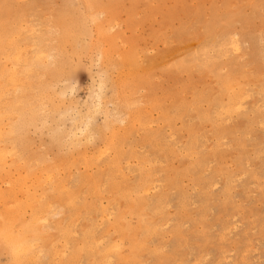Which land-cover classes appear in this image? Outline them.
<instances>
[{
  "label": "rangeland",
  "instance_id": "obj_1",
  "mask_svg": "<svg viewBox=\"0 0 264 264\" xmlns=\"http://www.w3.org/2000/svg\"><path fill=\"white\" fill-rule=\"evenodd\" d=\"M63 24L72 26L74 37L64 33ZM15 32L33 61L28 76L24 62V69L13 65L10 47L1 45ZM0 63V70L23 69L19 75L26 85L14 92L0 77L14 95L4 92L3 105L15 113L3 121L12 124V132L2 144L10 164L0 173V214L19 203L24 219L35 212L46 217L35 254L48 253L19 262L0 246V264H264V0H0ZM47 172L54 177L44 180ZM28 190L42 191L38 201L56 203L54 208L36 199L33 212ZM133 203L141 206V216L130 210ZM122 214L139 239L131 261L124 259L131 255L128 237L115 227Z\"/></svg>",
  "mask_w": 264,
  "mask_h": 264
},
{
  "label": "bare ground",
  "instance_id": "obj_2",
  "mask_svg": "<svg viewBox=\"0 0 264 264\" xmlns=\"http://www.w3.org/2000/svg\"><path fill=\"white\" fill-rule=\"evenodd\" d=\"M85 3V2H84ZM89 18V17H88ZM20 19V18H19ZM23 19V18H22ZM21 21V20H20ZM90 21H92V20H90ZM94 21H96V20H94ZM45 22V21H44ZM231 22V21H230ZM229 22V23H230ZM14 23V22H13ZM22 23H24V22H22ZM95 23V22H94ZM20 24V23H19ZM92 24H93V22H92ZM96 24V23H95ZM24 25V24H23ZM28 27H29V25H27ZM63 26V31H64V33H68V34H70V35H72V37H74V33H73V29L71 28L72 26L71 25H68V24H63L62 25ZM18 27V26H17ZM19 27H20V25H19ZM18 27V28H19ZM94 27V26H93ZM17 29V28H16ZM23 29V28H22ZM29 29V28H28ZM42 29V28H41ZM227 29V28H226ZM262 29V28H261ZM19 30V29H18ZM24 30V29H23ZM30 30H31V34H32V29L30 28ZM34 30V29H33ZM39 30V29H38ZM14 31V30H13ZM20 31V30H19ZM25 31H27V30H25ZM35 31V30H34ZM33 31V32H34ZM223 31V30H222ZM21 32V31H20ZM24 32V31H23ZM28 32H30L29 30H28ZM9 33V32H8ZM10 33H12V32H10ZM16 34H17V32H15ZM34 33H36V32H34ZM38 33V32H37ZM230 33H232V32H230ZM230 33H229V35H230ZM234 33V32H233ZM12 34H14V32L12 33ZM12 34H10V35H12ZM24 35H25V32L23 33ZM26 34H27V32H26ZM208 34V33H207ZM227 34V33H226ZM10 35H8V36H10ZM18 35L19 36H21L20 35V33L19 34H17L16 36H10V37H6V38H3L2 39V41H1V45L3 44V42L7 45V46H9L10 47V53L7 55L8 56V58L9 59H11L12 60V63H13V65H15L16 67L18 66V65H20L19 63L21 62V63H23L24 62V64H25V66H26V71L25 72H27L28 74H27V76L29 75V74H31V73H33V71L31 70L32 68H30V66L31 67H33L34 65H32L33 64V61H32V64L29 62V60H27L26 58H29V56L28 57H25L24 56V54H23V49H21L20 47L21 46H19L18 45V42H17V40H16V37H18ZM34 35V34H33ZM210 35V34H209ZM212 35V34H211ZM233 35V34H232ZM7 36V35H6ZM27 36H28V34H27ZM30 37H31V35H29ZM206 36V35H205ZM224 36V35H223ZM227 37H228V35H226ZM231 36V35H230ZM23 37H25V36H22V38ZM36 38V36L34 35L33 36V38ZM209 37V36H208ZM227 37H226V40H224V42L226 41L227 42ZM233 37V36H232ZM236 37V36H235ZM239 37V35L237 36V38ZM19 38V37H18ZM27 38V37H26ZM38 38V37H37ZM203 38V37H202ZM212 40H213V37H210ZM210 38H209V40H210ZM224 39V37H221V39ZM237 38H233V39H237ZM20 39V41H21V37L19 38ZM19 39H18V41H19ZM208 39V38H207ZM220 39V40H221ZM230 39H231V37H230ZM232 39V40H233ZM241 39V38H240ZM23 40V39H22ZM28 40H30V39H28ZM39 40V39H38ZM201 40V39H200ZM209 40H208V43L207 44H209L210 42H209ZM232 40H230L231 42H233ZM238 40V39H237ZM206 41V40H205ZM219 41V40H218ZM229 41V40H228ZM28 42H30V41H28ZM39 42V41H38ZM38 42H36V43H38ZM42 42V41H41ZM40 42V43H41ZM45 42V41H44ZM53 42H55V41H53ZM221 42V41H220ZM223 42V41H222ZM236 42V41H235ZM27 43V42H26ZM35 43V44H36ZM46 43V42H45ZM206 43V42H205ZM212 43V42H211ZM229 42H227V44H228ZM20 44V43H19ZM32 44V43H31ZM35 44H32V45H35ZM39 44V43H38ZM37 44V45H38ZM224 44V43H223ZM230 44V43H229ZM234 44V43H233ZM255 44V43H254ZM21 45H23V44H21ZM30 45V44H29ZM42 45V44H41ZM40 45V46H41ZM203 45H204V43H203ZM202 45V46H203ZM210 45V44H209ZM218 44H216V46H217ZM231 45V44H230ZM239 44H236L235 46H233L235 49H236V52H237V50L239 51V46H238ZM215 46V47H216ZM227 46H229V45H227ZM6 47V46H5ZM22 47H24V46H22ZM30 47V46H29ZM37 47H39V45L37 46ZM210 47V46H209ZM218 47V46H217ZM219 47H221V46H219ZM231 47V46H230ZM232 47V48H233ZM30 48H34L33 46L32 47H30ZM53 48V47H52ZM3 49V48H2ZM35 49H36V47H35ZM34 49V50H35ZM38 49V48H37ZM210 49H215V48H210ZM221 49V48H220ZM25 50H27L26 48L24 49V51ZM40 50V49H39ZM38 50V57H36L38 60V63H40L41 64V62H39V61H41L43 58L42 57H40L41 56V51H39ZM205 50H206V48H205ZM205 50L204 51H202V52H205ZM216 50H219V49H216ZM222 50H224V49H222ZM221 50V51H222ZM240 50H241V48H240ZM29 51V50H28ZM31 51V50H30ZM220 51V50H219ZM221 51H220V53H221ZM3 52V51H2ZM6 52V51H5ZM9 52V51H8ZM33 52H35V51H33ZM209 52H210V50H209ZM223 53H224V51H222ZM240 52V51H239ZM36 53V52H35ZM36 53V54H37ZM51 53H52V51H51ZM192 53V52H191ZM194 53V52H193ZM219 53V52H218ZM228 53V52H227ZM3 54H6V53H3ZM31 54V53H30ZM29 54V55H30ZM36 54H34V55H36ZM43 54H46V53H44V52H42V56H43ZM48 54V53H47ZM200 54H203V53H201L200 52ZM215 54H216V52H215ZM225 54V53H224ZM223 54V55H224ZM33 55V54H32ZM33 55V56H34ZM59 55V54H58ZM212 55V54H211ZM210 55V56H211ZM220 55V54H219ZM47 56V55H46ZM45 56V57H46ZM200 56V55H199ZM199 56H196V57H198L199 58ZM206 56H208V54L206 55ZM209 56V57H210ZM216 56H218V54L216 55ZM225 56H226V54H225ZM3 57H6V56H3ZM3 57H1L2 59H3ZM32 57V56H31ZM44 57V56H43ZM50 57V56H49ZM100 57V56H99ZM98 57V58H99ZM196 57L193 59V62H196V63H198L197 61H194V60H196ZM220 57V56H219ZM224 57V56H223ZM47 58V57H46ZM46 58H45V60H46ZM193 58V57H192ZM32 59H33V57H32ZM55 59V58H54ZM204 59H205V56H204ZM210 59V58H209ZM211 59H212V57H211ZM213 59H215V61L217 60L215 57L213 58ZM48 60H51V59H48ZM198 60V59H197ZM199 60H201V59H199ZM44 61V60H43ZM188 61V60H187ZM204 61H207V60H203V62ZM4 62V61H3ZM2 62V63H3ZM5 62L7 63V61L5 60ZM4 62V63H5ZM11 62V61H10ZM46 62H47V60H46ZM107 62V61H106ZM214 62V61H213ZM217 62V61H216ZM216 62H214L215 64H216ZM9 63V62H8ZM30 63V64H29ZM37 63V62H36ZM109 63V62H108ZM184 63V62H183ZM187 63H189V62H187ZM191 63H192V61H191ZM195 63V65H198V64H196ZM205 63H207V62H205ZM204 63V64H205ZM232 63H233V61H232ZM235 63V62H234ZM1 64V63H0ZM44 63L42 62V65H43ZM185 65H186V63H184ZM211 64V63H210ZM2 65H4V64H2ZM1 65V66H2ZM7 65V64H6ZM5 65V66H6ZM10 65H12V64H10ZM10 65H9V68H10ZM23 64H21L20 66L21 67H23L22 66ZM39 65V64H38ZM53 65V67H54V64H52ZM178 65V64H177ZM188 65V64H187ZM200 65V64H199ZM207 65H209V64H207ZM24 66V67H25ZM182 66V65H181ZM203 66V65H202ZM20 67V68H21ZM24 67H23V69H24ZM39 67V66H38ZM179 67V66H178ZM183 67V66H182ZM182 67H179V68H181V70L182 69H184V68H186V67H184V68H182ZM191 67V65L188 67V68H190ZM208 67V66H207ZM4 68V67H3ZM11 68L12 69H9L8 71L7 70H5V69H1L0 70V77H2V78H4L5 80H3V81H5L6 83H7V85H9L10 87H12V88H14V90L15 89H24L25 88V86L26 85H24V83H23V81L21 80V78H20V75H19V73L21 72V73H23L21 70H23V69H20V71H18V69L17 68H14V66H11ZM19 68V67H18ZM204 68V67H203ZM209 68V67H208ZM180 70V69H179ZM185 70H188L187 68L185 69ZM103 71V70H102ZM110 71V70H109ZM217 71V70H216ZM25 72L23 73V74H25ZM37 72V71H36ZM213 72V71H212ZM219 72V71H218ZM221 73V72H220ZM233 73V72H232ZM231 73V74H232ZM218 74V73H217ZM26 76V75H25ZM24 76V77H25ZM44 76V75H43ZM225 76V78H227L226 77V75H224ZM23 78V77H22ZM233 78V77H232ZM25 79V78H24ZM27 79V78H26ZM25 79V80H26ZM43 79V78H42ZM24 80V81H25ZM28 80V79H27ZM26 80V81H27ZM66 80V79H65ZM237 81H238V79H236ZM61 81V80H60ZM103 81V80H102ZM224 81H225V79H224ZM224 81H223V83H224ZM233 81L235 82V80L233 79ZM233 81H232V79H231V82L233 83ZM236 81V82H237ZM229 83L228 84H231V82L230 81H228ZM235 82V83H236ZM239 82H240V80H239ZM102 83V82H101ZM1 84H3V83H0V173L1 172H3V171H5L6 169H7V167H8V159H10V158H7L8 156H9V150H8V148L6 149V147H5V145H2V144H4V143H6V142H9L10 141V136H9V133L10 132H12V124H7L8 123V121L6 122V124L7 125H9V130L8 129H5L4 127H3V125H2V123L4 124L5 122H3V121H5V119L6 118H8L7 116V114L8 113H10L9 112V107L7 106V105H3L4 104V102H2V100H1V96L3 95V94H5L4 92H7V90L8 89H6V87L3 85V86H1ZM225 84V83H224ZM235 85H237L238 86V84H235ZM234 85V86H235ZM241 85V84H240ZM263 85V84H262ZM120 86V85H119ZM220 86H222V84L220 85ZM226 86V85H225ZM231 86H233V84L231 85ZM233 86V87H234ZM5 87V89H3ZM223 87V86H222ZM222 87H220L221 88V90H222ZM9 88V87H8ZM120 88V87H119ZM224 88V87H223ZM230 88V87H229ZM232 88V87H231ZM230 88V89H231ZM244 88V87H243ZM242 88V89H243ZM230 89L228 90V92L230 91ZM233 89V88H232ZM231 89V90H232ZM5 90V91H4ZM100 90V89H99ZM226 90H227V88H226ZM237 90L239 91V93H240V89H236V92H237ZM244 90V92H245V89H243ZM243 90H241V91H243ZM11 91H13V89L11 90ZM35 91H36V89H35ZM234 91V90H233ZM8 92H10V91H8ZM7 92V93H8ZM14 92H18V91H14ZM13 92V93H14ZM222 92V91H221ZM220 92V93H221ZM224 92L226 93V91H224L223 90V94H224ZM235 92V94H237ZM7 93H6V95H7ZM97 93V92H96ZM234 93V92H233ZM233 93H232V95H233ZM8 94H10V96L12 95V92L11 93H8ZM24 94V93H23ZM16 96H17V94H15ZM19 95V94H18ZM227 95H229L228 93H227ZM226 95V98H228L229 96H227ZM231 95V96H232ZM239 96H240V94H238ZM238 95H237V97H238ZM242 95V94H241ZM5 96V95H4ZM4 96H3V98H4ZM9 96V95H8ZM7 96V97H8ZM9 96V97H10ZM12 96H14V95H12ZM12 96H11V98H12ZM40 96V95H39ZM225 96V95H224ZM230 96V97H231ZM234 97H236L235 95H234ZM236 97V98H237ZM241 97V96H240ZM201 98V97H200ZM217 98H218V96H217ZM217 98H216V102L218 101L217 100ZM219 98H221L220 96H219ZM218 98V99H219ZM223 98V97H222ZM231 98H233V97H231ZM100 99V98H99ZM239 98H237V100H238ZM222 100V99H221ZM229 100H230V98L227 100V103L229 102ZM233 100V99H232ZM236 100V99H235ZM234 100V101H235ZM12 100H10V102H11ZM213 101H215V100H213ZM224 101V100H223ZM222 101V102H223ZM231 101V100H230ZM239 101V100H238ZM5 102H7L6 101V98H5ZM221 102V103H222ZM237 102V101H236ZM215 103V102H214ZM220 103V102H219ZM224 103V102H223ZM232 103H234V105H235V102H233L232 101ZM232 103H230V104H232ZM16 104V103H15ZM14 104V105H15ZM37 104H39V103H37ZM217 104V103H216ZM13 105V106H14ZM18 104H16V106H17ZM98 105V104H97ZM130 105V104H129ZM219 105V104H218ZM222 105V104H221ZM227 105V104H226ZM225 105V106H226ZM229 105V104H228ZM9 106H12V105H9ZM184 106H185V104H184ZM187 106V105H186ZM214 106H216L215 104H214ZM236 106V105H235ZM234 106V107H235ZM44 107V106H43ZM199 107V106H198ZM221 107V106H220ZM229 107V106H228ZM131 108V107H130ZM215 108V107H214ZM217 108V107H216ZM223 108H225L224 106H223ZM233 108V107H232ZM16 109H17V107H16ZM97 109V108H96ZM218 109V108H217ZM216 109V110H217ZM220 110V109H219ZM228 110V109H227ZM233 110V109H232ZM231 110V111H232ZM10 111H12V110H10ZM16 112V111H15ZM47 112V111H46ZM110 113H111V111H110ZM16 114H17V112H16ZM118 114V113H117ZM207 114V113H206ZM10 115H13V116H11V117H15L14 115H15V113L13 112V114H11L10 113ZM9 115V116H10ZM166 115V114H165ZM46 116V115H45ZM166 117V116H165ZM168 117V116H167ZM166 117V118H167ZM13 118H11V119H13ZM138 118V117H137ZM226 118V117H225ZM45 119V118H44ZM227 119V118H226ZM46 120V119H45ZM123 120V119H122ZM122 122V121H121ZM120 122V123H121ZM87 123V122H86ZM6 124H4V126L6 125ZM14 124V123H13ZM6 125V126H7ZM5 126V127H6ZM91 126V125H90ZM144 127V126H143ZM7 128V127H6ZM127 128V127H126ZM129 130V129H128ZM149 135V134H148ZM90 136V135H89ZM123 136V135H122ZM122 136H120V139H121V137ZM124 137V136H123ZM130 137V136H129ZM150 137V136H149ZM203 139V138H202ZM201 140V139H200ZM225 140V139H224ZM122 141V140H121ZM219 141V140H218ZM118 142V141H117ZM205 142V141H204ZM113 144V143H112ZM193 143L192 142H190V144L189 145H192ZM204 144V143H203ZM117 146V145H116ZM115 146V147H116ZM104 147V146H103ZM190 147V146H189ZM193 147H194V145H193ZM205 147V146H204ZM107 148V147H106ZM114 148V147H113ZM201 148V147H200ZM199 148V149H200ZM203 148V147H202ZM122 149V148H121ZM187 149H188V147H187ZM190 150H192V149H190ZM99 151V150H98ZM108 151V150H107ZM117 151H118V149H117ZM188 151H189V149H188ZM200 151V150H199ZM96 152H97V150H96ZM101 152V151H100ZM116 152V151H115ZM124 152V151H123ZM192 152V151H191ZM102 154V153H101ZM100 154V155H101ZM107 154V153H106ZM116 154V153H115ZM118 154V153H117ZM117 154H116V156H117ZM119 154H120V152H119ZM49 155V154H48ZM47 155V156H48ZM104 155V154H103ZM129 155V154H128ZM132 155V154H131ZM88 156V155H87ZM105 156H108V155H105ZM116 156H114V158L116 157ZM120 157V156H119ZM13 158V157H12ZM89 158H91V157H89ZM95 158V157H94ZM96 158H99V160H101L100 159V156L98 157V155H97V157ZM116 158H118V157H116ZM15 159H18L17 157L15 158ZM86 159V158H85ZM119 160H118V163H119V161H120V158H118ZM135 159V158H134ZM203 159H204V157H203ZM20 160V159H19ZM91 160V159H90ZM95 160V159H94ZM112 160V159H111ZM115 160V159H114ZM117 160V159H116ZM200 160H202V159H200ZM32 161V160H31ZM86 161H88V160H86ZM113 161V160H112ZM144 161H146V160H144ZM18 162V161H17ZM16 162V163H17ZM29 162V161H28ZM35 163H36V161H34ZM33 162V163H34ZM92 162V161H91ZM90 162V163H91ZM95 162V161H94ZM113 162H115V161H113ZM149 162V161H148ZM204 162V160L202 161V163ZM206 162V161H205ZM205 162H204V164H205ZM19 163V162H18ZM18 163L15 165V163H13L14 164V166H15V168H16V166L18 165ZM20 163H22V161L20 162ZM31 163V162H30ZM40 163V162H39ZM110 163H111V161H110ZM109 163V164H110ZM116 164H117V161L115 162ZM144 162H142V164H143ZM10 164V163H9ZM12 164V165H13ZM37 164V163H36ZM36 164H34V165H36ZM87 164V163H86ZM85 164V165H86ZM99 164V163H98ZM120 164V163H119ZM118 164V165H119ZM127 164V163H126ZM162 164V163H161ZM201 163H198V165H200ZM25 165V164H24ZM64 165H65V163H64ZM76 165V164H75ZM94 165H96L95 163H94ZM104 165H106V164H104ZM108 165V164H107ZM111 165H113V164H111ZM118 165H116V166H118ZM144 165V164H143ZM22 166V165H21ZM109 166V165H108ZM107 166V167H108ZM120 166V165H119ZM202 166V165H201ZM200 166V167H201ZM204 166V165H203ZM209 166H210V163H209ZM208 166V167H209ZM66 167V166H65ZM103 167V166H102ZM142 167V166H141ZM34 168H36V167H34ZM109 168H111V166L109 167ZM114 168V167H113ZM119 168V167H118ZM143 168V167H142ZM30 169H31V167H30ZM53 169H55V168H53ZM53 169H52V171H53ZM112 169V168H111ZM121 169V168H120ZM123 169V168H122ZM209 169V168H208ZM33 170V169H32ZM59 170V169H58ZM60 170H61V168H60ZM67 170V169H66ZM101 170H102V168H101ZM139 170V169H138ZM56 171V170H55ZM117 171V170H116ZM119 172H120V170H118ZM117 171V172H118ZM130 171V170H129ZM141 171V170H140ZM143 171V170H142ZM50 172V171H49ZM49 172H47L46 173V177H48V178H44V180L45 179H51V177H54V176H47V174H51V173H49ZM68 172V171H67ZM101 172V171H100ZM117 172H115V175H116V173ZM16 173V172H15ZM55 173V178H57L56 177V173H58V172H54ZM108 173V172H107ZM112 173V172H111ZM145 173V172H144ZM13 174V173H12ZM53 174V173H52ZM73 174V173H72ZM85 174V173H84ZM93 174V173H92ZM98 174V173H97ZM140 174V173H139ZM149 174V173H148ZM8 175H11L10 173L8 174ZM18 175V174H17ZM67 175V174H66ZM69 175V174H68ZM100 175H102V174H100ZM93 176V175H92ZM140 176V175H139ZM142 176V175H141ZM149 176V175H148ZM155 176V175H154ZM11 177H14L13 175H11ZM33 177V176H32ZM37 177V176H36ZM41 177H43V175L41 176ZM81 177H84V176H81ZM80 177V178H81ZM143 177V176H142ZM17 178H19V177H17ZM21 178H23V177H20V179ZM79 178V177H78ZM79 178V179H80ZM90 178V177H89ZM146 178H148V177H146ZM3 179V178H2ZM15 179H16V177H15ZM31 179V178H30ZM33 179H34V181L33 182H35V179L36 178H34L33 177ZM60 179H61V177H60ZM66 179V178H65ZM68 179H69V177H68ZM83 180H84V178H82ZM82 179H80V180H82ZM145 179V178H144ZM143 179V180H144ZM17 180V179H16ZM23 180V179H22ZM42 180V179H41ZM53 180H54V178H53ZM79 180V181H80ZM96 180H97V178H96ZM141 180V179H140ZM145 180H147V179H145ZM149 180V179H148ZM24 181V180H23ZM38 180L36 179V182H37ZM50 181V180H49ZM48 181V182H49ZM58 181H59V178H58ZM57 181V182H58ZM62 181H63V178H62ZM65 181V180H64ZM67 181H69V180H67ZM85 181V180H84ZM93 181V179L90 181V184H94L96 181H94V183H91ZM150 181V180H149ZM199 181H200V178H199ZM206 181V180H205ZM17 182H20L21 183V180L19 181H17ZM28 182V181H27ZM29 182H30V180H29ZM35 182V183H36ZM43 182V181H42ZM41 182V183H42ZM47 182V183H48ZM51 182H52V180H51ZM60 182V181H59ZM71 182V181H70ZM73 182V181H72ZM87 182H88V180H87ZM112 182V181H111ZM136 182V181H135ZM143 182H145V181H143ZM155 182V181H154ZM172 182V181H171ZM170 182V183H171ZM177 182V181H176ZM175 182V183H176ZM207 182V181H206ZM1 183V182H0ZM41 183H40V185H41ZM45 184H46V182H44ZM43 183V184H44ZM120 183H122V182H120ZM146 183V182H145ZM145 183H144V185H145ZM174 183V182H173ZM174 183V184H175ZM208 183V182H207ZM6 184V183H5ZM17 184V183H16ZM19 184V183H18ZM37 184V183H36ZM39 184V183H38ZM49 184H51L50 182H49ZM48 184V185H49ZM58 184V183H57ZM68 184H70V183H68ZM96 184V183H95ZM94 184V185H95ZM98 184V183H97ZM172 184V183H171ZM216 184V183H215ZM20 185V184H19ZM19 185H17V186H19ZM24 185H25V183H23V185H22V188L24 187ZM55 185V184H54ZM58 185H61V183H59ZM58 185L57 186H55V188L56 187H58ZM63 185V184H62ZM144 185L142 186V188L144 189ZM151 185V184H150ZM149 185V186H150ZM177 185V184H176ZM50 186V185H49ZM69 186V185H68ZM93 186V185H92ZM147 186V185H146ZM148 186V187H149ZM153 186V185H152ZM157 186V185H156ZM215 186V185H214ZM35 187H37L36 185H35ZM40 187V186H39ZM43 187H46V186H43ZM51 187V186H50ZM62 187V186H61ZM96 187V186H95ZM111 187V186H110ZM113 187V186H112ZM158 187V186H157ZM178 187V186H177ZM41 188V187H40ZM53 188V187H52ZM71 187L69 186V189H70ZM103 188V187H102ZM115 188V187H114ZM135 188H139V187H135ZM141 188V189H142ZM209 188V187H208ZM41 189H43V188H41ZM54 189V188H53ZM74 189V188H73ZM83 189V188H82ZM104 189V188H103ZM142 189V190H143ZM147 189V188H146ZM45 190V189H44ZM48 191L50 190V189H47ZM57 190H58V188H57ZM60 190V189H59ZM65 190V189H64ZM66 190H68V188L66 189ZM71 190V189H70ZM92 190V189H91ZM94 190V189H93ZM126 190V189H125ZM140 190V189H139ZM145 190V189H144ZM39 191V190H38ZM69 191V190H68ZM79 191V190H78ZM86 191V190H85ZM95 191V190H94ZM132 190H130V192H131ZM49 192H51V191H49ZM48 192V193H49ZM53 192H55V191H53ZM58 192V191H57ZM61 192V191H60ZM92 192V191H91ZM133 192V191H132ZM146 192H149V191H147L146 190ZM46 193V192H45ZM52 193V192H51ZM65 193V192H64ZM127 193H129V192H127ZM27 194H28V196H27V200H29V205L30 206H32V209H33V212H34V210H36L35 209V207H33L35 204H36V199H37V201L39 200V198H41L40 196H41V194H42V191H41V193L40 194H35L34 192L33 193H31L30 192V190H28L27 191ZM55 194V193H54ZM72 194L74 195V196H76L74 193H71V196H72ZM77 194H80L79 192H77ZM82 194H83V192H82ZM133 194V193H132ZM180 194H181V192H180ZM179 194V195H180ZM36 195L37 196H39L38 198H36ZM47 195V194H46ZM49 195V197H48V199H51L50 198V196H51V194L49 193L48 194ZM126 195H128V194H126ZM139 195V194H138ZM141 195V194H140ZM150 195V194H149ZM160 195V194H159ZM52 196H53V194H52ZM66 196V195H65ZM70 196V198H73V196L71 197ZM98 196V195H97ZM100 196V195H99ZM165 196V198H166V196L167 195H164L163 194V197ZM43 197H45L44 195H43ZM54 197V200H55V198H57V197H55V195L53 196ZM53 197H52V199H53ZM84 197V196H83ZM82 197V198H83ZM142 197H143V195H142ZM160 197V196H159ZM180 197V196H179ZM16 198V197H15ZM24 198V197H23ZM22 198V199H23ZM68 198V197H67ZM78 198V197H77ZM161 198V200H162V196L160 197ZM165 198H163V200L165 199ZM47 199V198H46ZM137 199V198H136ZM154 199H156V198H154ZM167 199H168V196H167ZM81 199H79V201H80ZM128 200V199H127ZM150 200V199H149ZM148 200V202H151V201H149ZM153 200V199H152ZM159 199H157V201H158ZM1 201V200H0ZM24 201V200H23ZM45 201H47V200H44V202ZM63 201V200H62ZM72 201H74L73 199H72ZM86 201V200H85ZM120 201V200H119ZM5 202V201H4ZM26 202V201H25ZM25 202H23V203H25ZM39 202V201H38ZM43 204H45L43 201H41ZM41 202H39V203H41ZM55 202V201H54ZM53 201H52V203H54ZM59 202V201H58ZM64 202V201H63ZM75 202H78V201H75ZM90 202V201H89ZM117 202V201H116ZM156 201H154V203L153 204H157V203H155ZM159 202H160V200H159ZM165 202H167V201H165ZM164 202V203H165ZM1 203H3L2 201H1ZM7 203H8V201H7ZM12 203V202H11ZM15 203V202H14ZM38 203V204H39ZM49 203V202H48ZM60 203V205H61V202H59ZM59 203H57V204H59ZM67 203V202H66ZM73 202H71L70 204H71V206H74V204H72ZM85 203V202H84ZM115 203V202H114ZM146 203H147V200H146ZM163 203V201L161 202V204ZM4 204H6V203H4ZM3 204V206H5L6 207V205H4ZM54 204H56V203H54ZM52 205V207L53 206H55V205ZM63 204V203H62ZM68 204V203H67ZM79 204H81V203H79ZM88 204V203H87ZM86 204V205H87ZM94 205H95V201H94V203H93ZM166 204V203H165ZM10 205V204H9ZM24 205V204H23ZM41 205V204H40ZM48 206L49 205V207H50V205H51V202H50V204H45V206ZM59 205V206H60ZM76 205H78V203H76ZM86 205H84V207H86ZM100 205V204H99ZM119 205V204H118ZM143 205H144V202H143ZM159 205V204H158ZM157 205V206H158ZM8 206V205H7ZM11 206V205H10ZM25 206H27L26 204H25ZM24 206V207H25ZM38 206V205H37ZM68 206V205H67ZM70 206V207H71ZM90 206H92V205H90ZM146 206V205H145ZM1 207V206H0ZM4 207V208H5ZM15 207H16V209L15 210H12L13 208H11V207H7V208H9V210L8 209H6L7 211L5 212V213H1L0 214V246L2 247H5L7 250H9V252L13 255V257H15V259L17 260V261H19V262H21V261H23L24 259L25 260H27V261H30L31 262V260L32 259H37V258H35L34 256L36 255V256H39L40 254H41V259H43V256L45 255V253H47V252H42V253H44V255L42 256V253H40V252H38L37 254H35L36 253V251H39L40 249H38V248H35V245L36 244H38V242H36V241H38L40 238H41V228H46V224H44V223H42V225L44 226L45 225V227H41L40 228V222H42L46 217H39L38 215H35L34 216V214L36 213H33L32 211V213H33V217L32 218H30L29 220H26V219H24L23 218V209H22V205L21 204H19V203H16L15 204ZM14 207V208H15ZM41 207V206H40ZM52 207H50V208H52ZM58 207V206H57ZM75 207V206H74ZM74 207H71V208H74ZM78 207H80V206H78ZM155 207V206H154ZM162 207V206H161ZM161 207H159V208H161ZM4 208H1L2 210L4 209ZM36 208H38V207H36ZM54 208V207H53ZM59 209H60V207H58ZM65 208V207H64ZM70 208V209H71ZM81 208V207H80ZM91 207H86V209H85V211L87 210V209H90ZM92 208H94V207H92ZM97 208H99V206H97ZM108 208V207H107ZM111 208V207H110ZM116 208V207H115ZM114 208V209H115ZM148 208V207H147ZM157 208V207H156ZM59 209H55V210H57L56 212H58V210ZM62 209V208H61ZM66 209V208H65ZM99 209H101V207L99 208ZM153 209V208H152ZM151 208H150V210L153 212L154 210H152ZM45 210H46V208H45ZM54 210V209H53ZM53 210H51V212L53 211ZM62 210H64V209H62ZM72 210V209H71ZM77 210V209H76ZM78 210H80V209H78ZM91 211L93 210V209H90ZM95 210V209H94ZM130 210L132 211V212H135V213H138L139 214V216H141L143 213H142V209H141V206L140 205H138V204H131V207H130ZM147 210V209H146ZM163 210V209H162ZM213 210V209H212ZM48 211V210H47ZM65 211V210H64ZM66 211H67V209H66ZM73 211V210H72ZM81 211V210H80ZM99 211V210H98ZM105 211H107V210H105ZM42 212H43V210H42ZM55 212V211H54ZM53 212V213H54ZM82 212V211H81ZM93 212V211H92ZM154 212H159L157 209H156V211H154ZM44 213V212H43ZM46 213H48V212H46ZM75 213V212H74ZM89 213H90V211H89ZM100 213H102L101 211H100ZM160 213V212H159ZM162 213V212H161ZM38 214V213H37ZM77 214V213H76ZM107 214H108V212H107ZM111 214V213H110ZM40 215V214H39ZM43 215V214H42ZM41 215V216H42ZM46 215V214H45ZM44 215V216H45ZM74 215V214H73ZM55 216V215H54ZM70 216V215H69ZM76 216H79V215H75V217ZM81 216V215H80ZM80 216H79V218H80ZM102 216H103V214H102ZM74 217V218H75ZM87 217V216H86ZM134 218H135V216H133ZM162 217V216H161ZM42 218H43V220H42ZM51 218H52V215H51ZM54 218V217H53ZM64 220H65V218H63ZM67 219H68V217H67ZM89 219V218H88ZM124 219V215L122 214V215H119L118 217H117V219H116V228L117 229H119L120 231H121V233H122V235L123 236H125V237H128V240H129V243H130V245H131V251H130V253H131V255L130 256H126V257H124V259L125 260H128V261H131L132 259H133V257H135V254H136V252L138 251V246H139V239H138V236H137V231H136V229H133V228H131L130 227V224L128 223H123V220ZM165 219V218H164ZM17 220L18 221H20L21 220V224H19V225H21V226H19V225H17L16 227L17 228H20V229H16V227L14 226L15 225V223L17 222ZM41 220V221H40ZM69 220V219H68ZM78 220V219H77ZM77 220H75V222L74 221H69L70 223H69V225L70 224H72V222H74L75 224H76V221ZM87 220V219H86ZM90 220V219H89ZM45 221V220H44ZM95 221V220H94ZM103 221V220H102ZM134 221V220H133ZM132 221V222H133ZM87 222V221H86ZM19 223V222H18ZM47 223V222H46ZM52 223V222H51ZM63 223V222H62ZM64 223H65V221H64ZM68 223V222H67ZM87 223H89V222H87ZM96 223V222H95ZM167 223V222H166ZM48 224V227H51L54 223H52L51 224V226H49V222L47 223ZM146 222L144 221V219H142L141 218V220H140V228L141 229H145L146 228ZM148 224H150V223H148ZM158 224V223H157ZM74 225V224H73ZM54 226V225H53ZM52 226V227H53ZM64 226V225H63ZM72 226V225H71ZM161 225H159V227H160ZM164 226V225H163ZM181 226V225H180ZM69 227V226H68ZM94 227V226H93ZM72 228H73V226H72ZM97 228V227H96ZM156 228H157V226H156ZM181 228V227H180ZM67 229H69L70 230V227L69 228H67ZM91 229H92V227H91ZM52 230V229H51ZM59 230V229H58ZM149 230H151V229H149ZM159 230V229H158ZM64 231V230H63ZM71 231V230H70ZM73 231H75L74 229H73ZM89 230H87L86 231V233L88 232ZM182 231V230H181ZM49 232V231H48ZM65 232V231H64ZM91 232V231H90ZM89 232V233H90ZM98 232V231H97ZM43 233V232H42ZM89 233H87V235L89 234ZM93 233V232H92ZM160 233V232H159ZM65 234V233H64ZM85 234V233H84ZM95 234V233H94ZM98 234V233H97ZM47 235V234H46ZM48 235H49V233H48ZM72 235V234H71ZM71 235H70V237H71ZM76 235H78V234H76ZM75 235V236H76ZM90 236H91V233L89 234ZM51 236V235H50ZM50 236H48V237H50ZM64 236V235H63ZM67 236H68V234H67ZM66 236V237H67ZM81 236V235H80ZM94 236V235H93ZM93 236H92V238H93ZM87 237V236H86ZM98 237V236H97ZM100 238V237H99ZM98 239V238H97ZM179 238H177V240H178ZM57 240V239H56ZM92 239L90 238V241H91ZM94 240H96V239H94ZM176 240V241H177ZM89 241V240H88ZM35 242H36V244H35ZM40 242V241H39ZM95 242V241H94ZM93 242V245H95V243ZM113 242V241H112ZM70 243V242H69ZM117 243V242H116ZM115 243V244H116ZM66 244V243H65ZM41 245V244H40ZM44 245H46V244H44ZM92 245V241H91V243L89 244V246H91ZM119 245V244H118ZM118 245H116V247L118 246ZM84 246H85V244H84ZM84 246H83V248H84ZM96 246V245H95ZM106 246V245H105ZM108 246V245H107ZM106 246V247H107ZM113 246V245H112ZM120 246V245H119ZM0 247V248H1ZM36 247H38V246H36ZM46 247V246H45ZM59 247V246H58ZM57 247V248H58ZM67 247V246H66ZM71 247V246H70ZM86 247H88V246H86ZM93 247V246H92ZM98 247V246H97ZM97 247H95V248H97ZM105 247V249H107ZM115 247V248H116ZM39 248H41V247H39ZM48 248V247H47ZM46 248V250H48ZM38 249V250H37ZM43 249V248H42ZM112 249L114 250V247H112ZM117 249V248H116ZM119 249V248H118ZM84 250V249H83ZM110 251V252H113L114 253V251ZM120 250V249H119ZM41 251V250H40ZM43 251H45V249H43ZM53 251V250H52ZM86 251V250H85ZM89 251H90V249H89ZM116 251V250H115ZM5 252V251H4ZM51 252V251H50ZM95 252V251H94ZM40 253V254H39ZM53 253V252H52ZM104 253V252H103ZM102 253V254H103ZM113 253H110L111 255L113 254ZM48 254V253H47ZM50 254V253H49ZM84 255V254H83ZM87 255V254H86ZM101 255V254H100ZM99 255V256H100ZM46 256V255H45ZM48 256H50V255H48ZM63 256V255H62ZM13 257H11V258H13ZM85 257H87V256H85ZM97 257V256H96ZM102 257V256H101ZM57 258V257H56ZM52 259V258H51ZM107 259V258H106ZM108 259H109V261H110V263H111V257H108ZM114 259V258H113ZM54 260V259H53ZM56 260V259H55ZM89 260V259H88ZM34 261V260H33ZM37 261V260H36ZM35 261V262H36ZM41 261H43V260H41ZM83 261V260H82ZM103 261H104V259H103ZM108 261V262H109ZM25 262V261H24ZM24 262H22V263H24ZM39 262H40V258H39ZM52 262V261H51ZM84 262V261H83ZM114 262V261H113ZM26 263V262H25ZM33 263V262H32ZM20 264V263H19ZM37 264V263H36ZM112 264V263H111Z\"/></svg>",
  "mask_w": 264,
  "mask_h": 264
}]
</instances>
